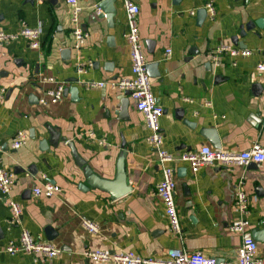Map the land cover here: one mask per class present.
<instances>
[{
	"label": "crops",
	"instance_id": "1",
	"mask_svg": "<svg viewBox=\"0 0 264 264\" xmlns=\"http://www.w3.org/2000/svg\"><path fill=\"white\" fill-rule=\"evenodd\" d=\"M131 1L139 7L136 22L146 63L158 62L159 75L149 76L150 89L163 107L158 118L161 148L173 157L168 166L176 183L180 230L172 229L165 205L154 193L161 170L147 140L145 118L130 96L125 108L116 98L124 90L114 83L132 76L124 0H77L78 25L89 33L79 49L73 48L74 23L66 0H0V29L16 32L27 25L40 31L38 49L22 38L0 45V158L14 175L10 192L0 191V264H115L88 259L85 252L94 249L143 257L182 249L235 259L242 234L229 225L239 217L234 198L240 181L250 202L246 228L258 234L253 237L256 255L264 258V162L204 165L193 172L180 159L204 144L232 152L255 143L264 148V72L256 69L264 61V0ZM208 2L213 16L205 8ZM199 8L206 10L202 19L197 18ZM105 13L110 22L101 16ZM256 21L262 27H251ZM233 36L249 54L217 51L222 45L242 48L232 42ZM65 48L71 50L69 59L61 55ZM91 82L104 85L89 86ZM59 83L73 92L55 103H40L46 90ZM48 128L66 141L40 149V141L50 138ZM209 130L215 131L218 146ZM17 131L28 139L14 149ZM67 141L105 181L113 182L122 168L128 191L113 197L94 185ZM46 182L61 191L50 197L34 195L33 188ZM9 199L20 205L17 223L9 222ZM84 220L96 224L97 232H89ZM22 230L60 253L53 258L8 253L6 245Z\"/></svg>",
	"mask_w": 264,
	"mask_h": 264
},
{
	"label": "built area",
	"instance_id": "2",
	"mask_svg": "<svg viewBox=\"0 0 264 264\" xmlns=\"http://www.w3.org/2000/svg\"><path fill=\"white\" fill-rule=\"evenodd\" d=\"M71 7V21L74 23L71 34L73 36V48L79 49L87 39L89 33L86 29L78 25V16L80 7L77 0H66ZM124 9L126 14V22L128 26L127 41L130 48L131 73L129 78H122L116 83L115 87L122 90H129L130 97L134 100L136 108L140 111L146 121V125L150 130L147 138L151 147L157 153V161L161 170V180L155 185L154 193L160 197L165 205V213L170 219L171 227L175 232H179V224L176 217V207L174 202V191L176 183L174 180L173 169L168 163L173 157L161 148L162 131L158 125V118L163 113V107L160 106L150 89V77L145 70L146 60L143 56L142 44L138 34L136 17L139 13L138 5L132 3L131 0H124ZM208 13L213 16L215 13L213 4L208 2L205 6ZM193 15L195 10H191ZM19 38L25 39L32 49L40 47V31L23 25L16 32H6L0 29V45ZM218 52H228L232 56L247 55L250 53L245 48H238L232 45H222L217 48ZM214 57V55H212ZM258 71L264 72V61L256 64ZM79 71L83 68L79 67ZM104 82H91L89 86L102 87ZM64 84L59 83L55 88L46 90L44 96L39 102L45 104L47 102L55 103L63 96ZM28 136L24 131H17L12 138L11 147L17 149L27 142ZM0 151L2 147L0 146ZM181 160L187 161L193 172H196L204 165L230 166L233 164L246 165L249 163L264 162V148L259 143L253 144L249 149L232 152L221 149H214L210 145L204 144L197 153H184L180 157ZM14 183V175L5 170L1 165L0 158V191L8 194ZM242 181L238 183L235 193L234 205L239 213V217L232 221L229 229L242 234V242L237 250V256L232 260H219L216 257L208 256L202 251H184L182 249H168L163 257H143L131 251H120L110 253L105 250L94 249L87 250L85 256L92 260L102 263L115 264H264V258L256 255L257 242L247 230V220L244 216L250 211V202L245 191L241 187ZM61 191L56 184L46 182L41 187H34L33 193L36 196H53ZM10 209L9 222L17 223L21 214L20 205L9 199L7 202ZM84 227L91 233H96L98 227L93 222L84 220ZM5 250L10 254L23 251L34 256H43L46 258L56 257L60 253V249L49 242L35 240L27 230H22L16 240L9 241Z\"/></svg>",
	"mask_w": 264,
	"mask_h": 264
},
{
	"label": "water",
	"instance_id": "3",
	"mask_svg": "<svg viewBox=\"0 0 264 264\" xmlns=\"http://www.w3.org/2000/svg\"><path fill=\"white\" fill-rule=\"evenodd\" d=\"M177 0H174V2H176ZM197 18L198 19H202L206 16V10L205 8H199L197 9ZM101 16H105L108 21L110 22L111 18H110V15L109 13H105V15H101ZM262 21H256L254 23H251V27L255 24L257 25L258 27H262V24H261ZM246 29H249V26H246ZM232 42L234 44H238L240 47L244 48L246 45L244 44H240V42L238 41L237 39V36H233L231 38ZM148 47H150V45L152 46V43L153 41L152 40H147L146 41ZM149 51L151 52L152 49H149ZM70 48H65L63 50H61V55L63 58L65 59H69L70 58ZM157 65H158V62H147L146 65H145V70L147 72V74L149 76H158L159 73L157 71ZM76 80V79H75ZM67 92H70L72 93L73 90L72 88H64V91H63V94L65 95ZM122 96H118L116 97L118 100H119V104H120V107L122 108H125L126 105L128 104L129 100H128V96H130V91L129 90H124L122 92ZM33 99L34 100V97L33 96H30V100ZM35 101H36V98H35ZM182 114V112H180V115ZM48 132L50 134V138L49 140H41L40 141V149H45L46 147H48L49 144L51 145H57L58 144V141H66V138L64 136H61L60 133L58 131H54L53 129L51 128H48ZM207 133L209 134V136H211V139L215 142V145L218 146V137L217 135L215 134V131H207ZM67 145L70 147L71 151H72V155L76 161V163L79 165V166H84V172H85V175L90 179V181L102 188V189H105L107 190L111 196L113 197H119V196H122L123 194H125L127 191H128V187L126 185V179H125V175H124V170L122 168H120L118 170V173H117V176H116V179L113 181V182H110V181H105L99 177H97L96 175H94L92 173V170L87 167L86 164V161L84 159H82L79 154L77 153L75 147L73 146V144L69 141H67ZM79 187H81V185H79ZM51 228L48 227L47 231L50 232ZM56 235V232L53 233V234H47V237L48 239H52L54 236ZM253 237L254 238H258V234H255L253 232Z\"/></svg>",
	"mask_w": 264,
	"mask_h": 264
}]
</instances>
